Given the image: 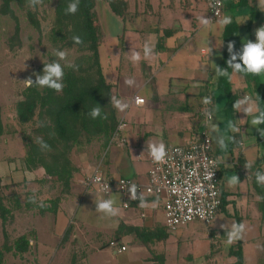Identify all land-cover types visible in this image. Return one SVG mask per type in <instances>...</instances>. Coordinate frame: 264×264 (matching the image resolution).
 <instances>
[{
  "label": "crops",
  "instance_id": "crops-1",
  "mask_svg": "<svg viewBox=\"0 0 264 264\" xmlns=\"http://www.w3.org/2000/svg\"><path fill=\"white\" fill-rule=\"evenodd\" d=\"M157 1L159 3L158 9L162 4L161 15L163 16L161 20H154V18L147 17L146 22H144V19H133L132 22H134L135 25L137 24V26L145 25L147 27L148 21L153 19L154 21L151 20L153 24H159L160 34L157 32L156 28L154 31L146 33V27L143 31L138 29L133 31V33H129L130 31L127 29V24L125 26L123 21L112 12L115 19H118L117 23L119 24L120 30L122 27L121 32L123 31V33H119L118 38L119 41L123 39L122 42L124 46V50H122L121 46L117 50L119 54H121V64L119 63L118 65V76L115 77L113 80L115 82L112 83L117 86V90L119 91L122 90V88L130 89L131 87H137L139 91L128 94L125 93V95L120 91L118 93V99H123L125 96V98L129 100V107L140 108L141 110L144 109L146 115L141 117L140 120L131 118L127 123L125 121L126 117L124 116V118H121L119 115L120 121L122 123L124 122V126L119 132L120 139L113 141L111 144L113 149L110 150L108 158L102 163L99 162L95 172L100 170L109 178H130L138 183L146 184L148 182V173L150 170L148 161V147L150 143L163 142L166 146L185 145L201 133L206 132L213 141L215 156L221 161L220 176L222 181L223 205L218 215L220 213H225L229 217H234L237 222L236 224H245V222L251 225L256 224L261 228L262 233H264V185H260L256 181V172H264V133H262L260 124L254 125L252 123L253 118L258 115L260 109L257 85L250 83L243 73L233 74L231 71V79H228L230 80L231 92L235 98L231 101L227 94L218 88L216 81L217 70L220 68L224 58L222 36L225 26L219 29L218 33H215L214 30L211 29L208 35L201 39L203 46L196 48L195 45H191V43L197 38L198 24L200 22L199 17L205 16V18L208 19L209 7L207 8V13L205 12V14L201 16H195L193 14L191 17H179L173 14V9L168 6L169 1ZM226 2L229 3L231 0H226L224 2L223 13L232 12L233 14L230 15L232 21H236L240 25V33L235 41L233 53L237 56V59L233 61V63H241L239 57L242 56L244 52V44L247 43L248 40L257 42L256 29L264 26V11H261L259 6L260 0H250V3L252 6L255 5L261 12V18L257 16H254V18L251 17V10L247 7H238V9L234 10L228 9ZM154 3L155 0H151L150 5H152L153 8H155ZM166 30H171V34L162 40L164 42L160 47L161 49H159V40ZM145 41H148L154 49L153 55L149 58L144 57L143 49ZM169 41H172V43L170 44ZM133 49L139 52L141 56V60L137 64H133L129 57H124V54L127 53L130 56ZM208 49H212V51H208ZM183 51L199 55V59H201L203 63L199 61L200 64L195 66L188 65L171 70L167 77L163 79L165 83L163 84L162 80L158 78L157 74L160 70L157 71V67L159 65H169L171 61ZM126 58L129 59V61ZM164 59H166L167 63L163 61ZM124 64L128 65V67ZM138 64H140L141 67H136ZM189 68L192 69V75L188 77L182 76L181 72H185L184 70H188ZM127 78H134L136 83L132 86L127 85L125 83ZM258 79L261 84L264 85V73L260 74ZM174 82H176L177 85H175L176 83L174 84ZM179 83L181 85H179ZM148 85H151L152 98L157 102V107L155 108L156 112L152 115H150L149 111L153 106L151 105V107L148 108V100L141 95V90ZM174 86L177 87V90ZM163 87H165L164 90ZM191 88H197V93L191 94ZM223 94L225 96H222ZM245 95L250 96L258 107V111L248 116L243 112V109L248 106L246 103L240 106L239 111L234 109V103L238 99H242ZM135 96L145 98V105L136 106L133 103V98ZM163 97H166V99L162 100ZM192 97L197 98V101L191 106L189 99ZM205 97H210L211 103H203ZM206 105L210 107V112L213 114L212 121H207L206 117L201 113L203 107ZM118 113H120L119 110ZM230 122L235 124L239 131L231 130L229 128ZM214 125L216 126L215 130H213ZM221 136L225 138L226 148H221L218 143ZM249 161L252 162V168L250 170L245 168L246 162ZM0 169V176L3 182L2 185H13L15 183L20 186L22 183L29 180L36 183V179L43 176L39 171H37V174L25 172L23 170L13 173L15 172V167L11 166L6 160L2 163ZM131 174L133 177L130 176ZM233 176H238L239 182L234 186H230L228 182ZM29 177L32 178L29 179ZM87 178L84 179V177L82 178V173H77L73 179L71 193L75 188H79L80 186H82L83 190H86V192L94 188V190L97 191L99 199L112 198L116 201L115 206L124 211H120V214L115 216L117 219L106 215V218L110 221L108 224L107 222L105 224L104 221V228L101 229L102 231H98V233L101 235L109 232L113 234V237L102 247L105 248L110 246V243L115 240L120 241L129 249L128 247L130 245L124 240L127 239L135 242L136 246L149 250V254L153 256H151L147 262L155 260L163 262L167 258L168 249H172L176 242L171 239V235L174 232L170 231L166 226L162 200L143 195L146 206H139L140 200L138 199L136 201H131L129 208H124L123 199L119 194L115 193L106 196L96 187L88 188L85 185ZM71 193L68 196L71 195L72 197ZM66 201H68V197L63 199V202ZM59 209L61 210V208ZM59 209L56 212H58ZM23 211L39 212V209L36 208V210L33 211H28L26 209L14 211L12 215L13 222L16 221L15 212L22 213ZM46 213L42 214L39 212L42 217H44ZM65 216L68 217L66 212ZM100 224L102 225L103 222L96 225H90L85 221H80L77 225L76 222L74 225L68 224L64 230L62 241L65 242L69 239L79 241L80 235L82 234V238L85 240L88 238L86 233L95 232L96 229H99ZM250 230L249 228V231ZM30 233L32 234L31 238L34 243H31V248L28 253L36 250L39 232L33 229L27 234L19 236H28ZM101 238L102 236H99V238H96V241L92 240L86 242H93L91 247L99 246L100 242L103 240V238ZM241 240L244 250L243 239ZM113 250L115 251V255L119 254L115 249ZM170 255H172L171 251L168 256ZM19 256H21V254H19ZM84 258L83 256V259L79 261L76 257H72L68 264H86L87 262L84 261Z\"/></svg>",
  "mask_w": 264,
  "mask_h": 264
},
{
  "label": "rangeland",
  "instance_id": "rangeland-1",
  "mask_svg": "<svg viewBox=\"0 0 264 264\" xmlns=\"http://www.w3.org/2000/svg\"><path fill=\"white\" fill-rule=\"evenodd\" d=\"M166 1H169L168 6L173 9L174 15L179 17H191L193 14L195 16H201L202 14H205V12L207 13V8L209 7L211 0ZM128 2L130 5L128 12L130 20L127 22V29L130 31L129 33H133V31L138 29L143 31L146 27L145 25H135L134 22H132L133 19H144V22H146L147 17L154 18V20H161L163 16L161 15L162 4L158 9L157 7L159 3L157 0H155L154 3L155 8L150 5L151 0H128ZM13 7L20 22L19 41L21 45L18 41L12 40L15 34V21L9 16L0 14V108L6 132L5 135L0 138V168L2 163L6 160L11 166L15 167V172L13 173H17L22 166L24 133L31 135L35 130L34 128L36 125H20L15 117L16 114L14 107L21 99L20 95L25 89L23 80L31 76L35 81V74L43 75V69L45 65L48 64L50 57L56 56V50L50 42V30L54 20L55 0H46L42 2V4H39L37 10L29 8L31 12L36 14L37 19L40 21L41 32H39L30 22L26 10H21L17 5H14ZM96 13L98 15L97 24L99 25V31L101 32V35L107 39L100 48L104 74L107 81L115 82L113 80L118 76V65L121 60V54H119L117 50L120 46L121 48L123 46V39L119 41L118 38L119 33H123V31L121 32L122 27L120 30L119 24L117 23L118 19H115L113 15L114 13L112 14V10L108 5L107 0H97ZM231 14L233 13H223L220 19L212 23L214 25L215 33H218L219 29L223 28L218 22L225 16H230ZM151 20L148 21L149 23L145 28L146 33L154 31L158 26L153 24ZM210 30L211 29L205 31L204 26L199 22L197 38L191 43V45H195L196 48L203 46L201 39L208 35ZM169 43L171 44L172 41H169ZM75 57L76 53L70 51L67 52L66 60L60 61L71 63ZM124 57L130 56L127 53L124 54ZM127 60L129 61V59ZM163 61L167 63L166 59ZM199 61L203 63V61L199 59V55L183 51L178 54L169 65H159L157 67V71L160 70L157 74L158 78L163 82V79L167 77L171 70L188 65L195 66L200 64ZM125 66L128 67V65ZM136 67L141 66L138 64ZM191 70L192 69L190 68L184 70L185 72H181V75L188 77L192 75ZM175 83L176 82H174V84ZM163 84L165 83L163 82ZM175 85H177V83ZM179 85L181 84L179 83ZM150 86L151 85H148L141 90V95L148 100V108H150L151 105L153 106L149 111L150 115H152L156 112L155 108L157 107V102L152 98V88ZM165 87H163V90ZM39 88L43 87L39 86ZM174 88L176 89L177 87L174 86ZM120 91L125 95V93H133L139 90L137 87H131L130 89L122 88ZM120 91L117 90V93ZM197 91V88H191L190 90L191 94H196ZM222 96L225 95L223 94ZM165 99L166 97H163L162 100ZM122 100L129 104V100L126 99L125 96ZM196 101L197 98L195 97L189 99L191 106ZM119 115L121 118H124L125 116V121L127 123L131 118L134 120H140L141 117L146 115V111L144 109L141 110L140 108L128 107L123 112L120 111ZM95 146L96 147L92 149H87L88 153H85V157H81L82 160L77 157L78 162L82 166L81 168H83V172L81 173L82 178L84 177V179L95 173V169L99 162L102 163L105 161L109 156L110 150L113 149V147L110 146L104 156V160H101L99 158L95 159V156H97L99 152V146ZM90 157L92 158L91 160H89ZM130 176L133 177L132 174ZM36 183L31 182V180L22 183L20 186L19 184L14 183L16 189L13 190L19 194V196H24L28 192H37L42 188V184L40 185L39 183ZM1 190H3V188L0 187V191ZM57 191H59V189ZM85 192L86 190H83L82 186L75 188L71 193L72 197L71 195H67L66 197H68V201L61 202V210L59 209L58 212L54 213L47 212L44 217H42L39 212L31 210L33 212H15V222H13V217L10 218L6 224H3V221L0 219V248H2L5 243V234H7L14 243L15 239L19 236L27 234L33 229L39 232L38 246L35 251H30V253L21 256H19V254L7 253L5 256V264H68L72 257H76L80 261L83 259V256L85 257L84 261L87 262L86 264H236V259L229 255V251L232 246H236L237 241L228 244L227 232L230 231L232 225L237 222L234 217H229L225 213H220L211 226L201 221H194V223L192 222L189 225L174 231L171 235V239L174 240L176 244L174 243L172 249H168L166 255L167 258L163 262L159 260L147 262L151 256H153L149 254V250L147 248H140L136 246L135 242L127 239L124 240L130 245L128 247L129 249L122 254L115 255V251L110 246L105 248L102 247L110 241L113 234L106 232L100 235L98 233V231H102L101 229L104 228L103 226L106 222L108 224L110 221L106 218L104 213L96 211V204L101 199L98 198L97 191H95L94 188L91 189V191ZM8 195L12 196V193L9 192ZM55 197H52V199ZM46 198L49 197H42L40 200L44 201ZM120 211L122 210L120 209ZM65 212L68 217L65 216ZM115 219L117 218L115 217ZM80 221L88 222L90 225H96L100 222H103V224H100L99 229H96L95 232L86 233L88 238L85 240H83L82 234L80 235L79 241L69 239L63 242L62 237L67 225H74L75 222L77 225ZM245 225L246 230L243 235L245 264H264V233H262L261 228L256 224L251 225L250 223L245 222ZM249 228L251 229L250 231ZM30 236H32L31 233ZM99 236H102L103 238L101 242L99 241V246L91 247L93 242H86L92 240L96 241V238H99ZM170 251L172 252V255L168 256Z\"/></svg>",
  "mask_w": 264,
  "mask_h": 264
},
{
  "label": "trees",
  "instance_id": "trees-1",
  "mask_svg": "<svg viewBox=\"0 0 264 264\" xmlns=\"http://www.w3.org/2000/svg\"><path fill=\"white\" fill-rule=\"evenodd\" d=\"M0 1V14L9 16L16 23L13 41H18L21 45L19 41L20 22L14 5L21 10H26L33 26L39 32L42 31L36 14L29 10L31 7L28 5V0ZM72 2L73 0H55L54 20L50 30V42L56 51L76 53L71 63L59 61L64 66L65 72L62 81L65 85L63 91L56 92L47 87L39 88L38 85H33L31 88L25 87L20 95L21 99L14 107L15 117L20 125H36L31 135L24 133V152L22 166L19 169L35 174L37 171L41 172L43 176L36 180L37 183L42 184V188L37 192L32 191L19 196L13 190L16 189L14 184L2 185L0 176V187L3 188L0 191V219L3 224H6L13 217V212L17 210L30 211L38 208L42 214L56 212L63 199L71 193L74 176L83 172L77 157L82 160L81 157H85L88 148L92 149L98 145L99 152L95 159L104 160L121 123L118 110L111 103L112 96L117 98L119 96L117 86L107 81L101 62L100 48L107 39L101 35L97 24V0H79V10L76 14H65L67 6ZM107 2L115 16L120 18L126 26L130 20L128 0H107ZM38 6L39 4L35 7L36 10ZM226 6L231 10L247 7L251 10V17H262L261 12L255 5H251L250 0H231L229 3L226 2ZM156 25L159 26V24ZM158 26L156 30L160 34ZM239 33L240 25L232 21L231 24L225 26L222 36L224 58L220 68H227L229 74L232 69L228 68L227 64V61L231 59L228 44L230 42L235 44ZM170 34L171 30H166L164 35H161L159 49L164 42L162 40ZM73 36H80L83 43L75 44L72 40ZM58 59L57 56H51L48 64ZM67 64H75L78 68L67 67ZM243 74L250 83L257 85L259 112L264 111V85L258 79L259 75ZM216 81L218 88L224 91L231 101L235 99L228 77L217 74ZM97 106L101 108V118L92 119L88 113ZM105 115L107 119H103ZM260 127L264 133V123H261ZM5 133L0 108V138ZM41 137L49 148L42 149L37 143V139ZM91 159L90 157L89 160ZM7 191L11 192L12 196H9ZM42 197L49 198L42 201L40 200ZM52 197L55 198L52 199ZM29 241H33L31 236L25 235L13 243L5 234V243L0 248V264H5L7 253L16 255L28 253L31 248ZM229 255L236 259V264H245L242 240H238L236 246L230 248Z\"/></svg>",
  "mask_w": 264,
  "mask_h": 264
},
{
  "label": "built area",
  "instance_id": "built-area-1",
  "mask_svg": "<svg viewBox=\"0 0 264 264\" xmlns=\"http://www.w3.org/2000/svg\"><path fill=\"white\" fill-rule=\"evenodd\" d=\"M223 10L224 0L219 7V16L216 15L217 9L209 4L208 19L215 22L222 17ZM136 97L133 98V103L138 106L135 103ZM143 99L146 103L145 98ZM210 111L207 105L201 111L207 121L213 120V114L211 119L206 115ZM123 126L124 123L121 122L113 141L120 139L119 132ZM166 150L168 155L163 163L154 162L148 151L150 170L146 184L130 178H109L97 170L87 178L85 185L88 188H98L106 196L119 194L123 199L124 208H129L131 201L138 200L131 199L128 191L131 185L135 184L138 197L142 194L162 200L166 226L172 232L194 221L211 225L223 204L221 161L215 156L212 139L203 132L185 145H169ZM209 172L213 173L211 179L207 178ZM97 175L100 176L98 183ZM110 246L119 254L127 251V247L120 241L114 240Z\"/></svg>",
  "mask_w": 264,
  "mask_h": 264
},
{
  "label": "clouds",
  "instance_id": "clouds-1",
  "mask_svg": "<svg viewBox=\"0 0 264 264\" xmlns=\"http://www.w3.org/2000/svg\"><path fill=\"white\" fill-rule=\"evenodd\" d=\"M43 0H28L29 7L35 9V7L38 4H42ZM222 4V0H214V2H210V6L217 9L216 15L219 16V7ZM260 8L261 11H264V0H260ZM79 10V0H73L72 3H70L67 8L65 14H76V12ZM200 23L204 26V30L208 31L209 29L214 30V25L212 24V20L205 18V16L199 17ZM221 27L227 26L232 23V18L230 16H225L222 20L218 22ZM256 36H257V42H251L250 40L247 41V43L244 44V52L242 56L239 57V59L242 61V63H233L237 59V56L234 55V49L235 45L234 42H230L228 44V51L231 54V59L227 61L228 68L232 69V73H245V74H254V75H260L264 73V26L259 27L256 29ZM72 40L75 44H82L83 39L80 36H73ZM144 57L149 58L153 55L154 49L150 45L148 41H145L144 44ZM208 51H212V49H208ZM55 55L59 58L58 60H54L51 63L45 65L43 69V75L35 74L36 80L34 81L31 76H29L27 79L23 80L26 88H31L33 85H38L40 87H47L55 90L56 92H62L65 85L62 83L64 79V66L61 65L59 62L60 60H66L67 58V51H60L57 50L55 52ZM130 60L133 64L139 63L141 60L140 53L135 51L134 49L130 53ZM67 67H71L74 69H77L78 66L75 64H67ZM217 74L220 76H225L231 79L230 74L228 73L227 68H218ZM125 83L129 86L134 85L135 79L134 78H127L125 80ZM111 103L113 107H115L117 110L123 112L125 109L129 107L128 103H125L122 99H118L115 96L111 97ZM135 103L139 105H143L145 103L144 99L140 96H137L135 98ZM203 103L208 104L211 103L210 97H205L203 100ZM247 104L248 106L243 109V112L248 115H251L252 113L258 111V107L255 103V101L252 100L250 96L245 95L242 99H238L234 103V109L239 111L240 106L242 104ZM88 115L92 119L101 118V108L99 106L92 108ZM209 119L212 118V113L208 112L206 113ZM103 119H107V116L105 115ZM252 123L254 125H259L261 123H264V111H260L259 115L255 116L252 120ZM229 128L233 131H239L238 128H236L235 124L229 123ZM216 129V126H213V130ZM234 139V138H232ZM37 143L40 144L42 149L49 148V145H47L43 138H38ZM219 145L221 148H226L227 145L225 143V138L221 136L218 140ZM149 155L152 157L153 161L156 163H163L165 162V158L168 155L166 150V145L163 142L160 143H150L148 147ZM245 168L250 170L252 168V162H246ZM213 176V173L209 172L207 174V178L211 179ZM32 177H29L31 179ZM100 180V176L97 175L96 182L98 183ZM256 181L260 185H264V172L257 171L256 172ZM239 182L238 176H233L229 180V185L234 186ZM107 188V185L105 186ZM130 193V198L133 200L139 199L141 207L146 206V202L143 199V195L141 194L139 197L137 196V186L135 184H132L131 187L128 189ZM96 211L102 212L105 215L109 217H115L120 214V209L116 207V201L112 198L109 199H101L97 204ZM226 227V226H222ZM246 230V225L244 223L239 224H233L230 231L227 232V243L232 244L233 242L237 240L243 239V235ZM29 243H34L33 241H29Z\"/></svg>",
  "mask_w": 264,
  "mask_h": 264
}]
</instances>
